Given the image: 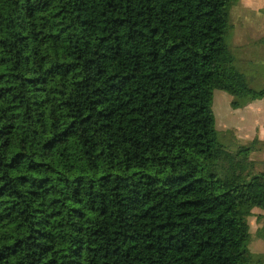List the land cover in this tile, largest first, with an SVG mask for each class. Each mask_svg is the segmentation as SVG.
<instances>
[{
	"label": "trees",
	"instance_id": "obj_1",
	"mask_svg": "<svg viewBox=\"0 0 264 264\" xmlns=\"http://www.w3.org/2000/svg\"><path fill=\"white\" fill-rule=\"evenodd\" d=\"M233 4L0 0V264H264V172L213 108L264 97Z\"/></svg>",
	"mask_w": 264,
	"mask_h": 264
},
{
	"label": "rangeland",
	"instance_id": "obj_2",
	"mask_svg": "<svg viewBox=\"0 0 264 264\" xmlns=\"http://www.w3.org/2000/svg\"><path fill=\"white\" fill-rule=\"evenodd\" d=\"M227 43L251 86L256 89L264 88V0H234ZM233 99V95L223 90H215L213 108L220 138L232 151L253 146L255 149L249 154L251 170L264 172V141L257 135L240 133V120L245 119L247 109H235L232 106ZM262 209L264 210L254 208V216L249 217L252 234L250 250L255 254L264 251V229L260 230L257 221V215Z\"/></svg>",
	"mask_w": 264,
	"mask_h": 264
},
{
	"label": "crops",
	"instance_id": "obj_3",
	"mask_svg": "<svg viewBox=\"0 0 264 264\" xmlns=\"http://www.w3.org/2000/svg\"><path fill=\"white\" fill-rule=\"evenodd\" d=\"M244 108L247 109L245 119L240 120L239 128L242 135L254 134L259 136V139L264 141V97L256 99L249 103ZM246 128V131H245ZM254 216V214H253ZM257 221L260 230L264 229V210L257 215ZM264 237V236H263ZM264 254L258 252V254Z\"/></svg>",
	"mask_w": 264,
	"mask_h": 264
}]
</instances>
